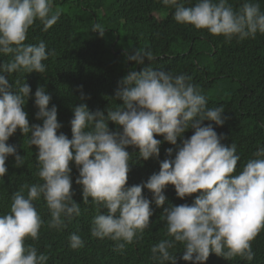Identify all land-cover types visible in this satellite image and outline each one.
Returning <instances> with one entry per match:
<instances>
[{"label": "clouds", "instance_id": "clouds-1", "mask_svg": "<svg viewBox=\"0 0 264 264\" xmlns=\"http://www.w3.org/2000/svg\"><path fill=\"white\" fill-rule=\"evenodd\" d=\"M161 0L163 12H153L157 18L168 17L170 22L190 24L206 29L210 34L222 35L227 41L243 40L264 34V6L254 0H243L234 8L229 0ZM119 2L126 17L117 21L116 31H123L137 0ZM261 6V8H260ZM53 12V0H0V55L11 59L0 62V178L7 173L5 161L14 156L15 165L24 164V158L13 144L7 143L17 129L27 137L26 143L36 146V175L42 182L23 184L12 195L10 210L0 215V264H46L48 256L38 254L25 238L38 239L43 221L33 201L43 198L51 219L49 228L65 227V219L80 215L79 204L73 199L72 162L78 169L76 184L82 188L84 203L91 201L106 209L98 210L91 221L92 237L116 241V250L123 252L125 244L133 242L143 233L153 214L150 207L165 204L164 189L174 186L176 196L183 199L193 193L192 202L170 204L163 208L167 236L151 248L152 259L158 264H177L169 249L177 242L183 245L180 259L191 264H204L210 253L227 260L241 257L251 261L254 253L251 241L264 228V147H259L234 174L240 156L236 144L225 145L224 135L216 126L225 123L222 105L207 106V98L191 83V77L154 69L155 59L150 49H133L127 59L135 62L118 81L115 108L89 110L86 103L72 106L71 138L58 129L56 105L49 107L50 94L44 86L32 93L30 86L17 80L13 87L5 73H44L43 61L54 55L41 40L37 44L25 43L31 26L39 21L47 31L60 17ZM92 31L100 37L105 29L94 24ZM117 36V35H116ZM117 39V37H116ZM164 57L165 54L159 55ZM81 101L88 97L78 85ZM38 109L35 118L42 124H31L24 111L29 97ZM106 113V114H105ZM116 128L110 129L108 122ZM192 129L193 134H183ZM176 146L165 149L166 157L159 161V171L140 184L127 186L131 153L129 146L138 149L139 159L158 157L162 141ZM180 138V144L177 139ZM150 190L151 200L142 194ZM26 190V194H25ZM120 241H123L122 243ZM72 249L83 247L77 233L69 236Z\"/></svg>", "mask_w": 264, "mask_h": 264}, {"label": "trees", "instance_id": "trees-1", "mask_svg": "<svg viewBox=\"0 0 264 264\" xmlns=\"http://www.w3.org/2000/svg\"><path fill=\"white\" fill-rule=\"evenodd\" d=\"M242 2L229 0L237 9ZM254 2L264 6V0ZM194 3L195 0H188L185 5ZM161 4V0H137L123 31H116L107 37L117 26V21L128 14L121 10L119 2L53 0V12L59 9L61 13L57 22L43 31V25L36 21L29 28L25 41L27 44H37L43 40L47 50L54 51V55L43 61L46 71L5 73V76L14 88L17 80L24 81L32 93L37 87L44 86L51 96L49 107L56 105L58 110L57 119L62 124L58 134L63 132L71 138L69 121L73 116L72 106L83 102L89 110L115 108L120 103L113 99L118 81L135 65V62H129L127 56L133 49H150L155 59L149 62L145 58V65L149 63L154 69L190 76V82L207 98L208 107L223 106V115L227 117L223 125L216 126L212 121L203 123H212L215 131L224 135L221 142L225 145L236 144V152L240 156L234 172L237 174L248 159L254 158L256 150L264 147V34L258 32L255 38L227 41L222 35L210 34L206 29L172 23L168 17L157 18L153 12L161 15ZM261 11H264V7ZM94 24L105 29L103 37L92 31ZM161 54L165 56L160 57ZM10 59V56L0 55V62ZM78 85L83 86L82 91L88 97L83 101ZM37 110L30 96L24 105L30 125L42 124L41 120L35 118ZM108 124L110 129L116 128L112 122ZM192 134L193 130L188 129L183 136L187 138ZM155 138L162 141L158 157L139 159L138 149L132 146L127 148L131 153L127 186L140 184L158 172L159 161L168 158L165 149L173 148L174 157L176 146L163 141L160 135ZM26 141L27 137L19 129L7 141L16 146L17 152L24 158V164L17 167L14 156H9L5 161L7 173L0 178V215L10 210L12 195L23 184L42 182L36 175V146L30 147ZM177 144H180L179 137ZM70 167L73 199L79 204L80 215L71 220L65 219V227L61 229L49 228L51 216L46 202L42 197L33 201L43 224L38 239L26 237L25 246L31 245L38 254L47 255L46 264H158L151 258L152 246L161 240L172 239L166 234L163 208L169 203L190 204L196 193L181 199L176 196L174 186L168 184L164 189L165 204L160 207L154 202L150 204L153 214L149 218V226L143 233H138L132 243L125 244L121 252L116 250V241L91 236L93 217L98 210L105 214L107 210L93 203L91 197L88 203L83 202L82 188L75 182L78 169L72 162ZM142 194L151 200L150 190L142 189ZM72 233L81 236L83 247H70L69 236ZM251 249L254 253L251 261L238 256L227 260L210 253L204 264H264V228L251 241ZM169 251L176 256L177 264H191L180 259L183 254L181 243L177 242Z\"/></svg>", "mask_w": 264, "mask_h": 264}]
</instances>
